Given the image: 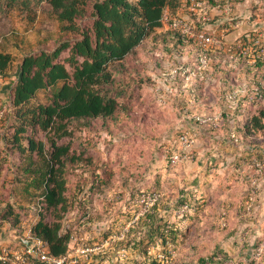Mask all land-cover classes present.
<instances>
[{
	"label": "rangeland",
	"instance_id": "rangeland-1",
	"mask_svg": "<svg viewBox=\"0 0 264 264\" xmlns=\"http://www.w3.org/2000/svg\"><path fill=\"white\" fill-rule=\"evenodd\" d=\"M235 3L238 23L225 35L222 44L226 41L234 45L237 38L243 43L245 36L248 39L244 43L248 47L245 54L252 57L257 51L256 46H261L257 56L263 54L264 0H236ZM26 9L33 21L27 19ZM48 10V5L40 0H0V39L18 32L28 36L32 43L38 37L50 47L62 43L64 40H56L61 34L60 24L48 16ZM77 23L90 28L92 18ZM68 35L65 39L71 43L79 36L76 31ZM10 47L17 56L11 73L0 82L5 90L4 96L0 97L2 107L11 104L10 86L16 78L17 58L21 54L18 47L14 48L12 44ZM159 47L157 45L158 51ZM240 49L235 46L228 53V59L239 67L244 63L253 64V59H240ZM69 55V49H65L59 59L70 69L66 61ZM206 79L207 83L195 90L199 103L195 102L193 93L194 78L179 85L174 83L175 86L162 81L164 91L159 89L161 86L155 89L134 86L129 97L118 96L112 88L110 94L112 92L111 95L119 99L121 106L124 103L128 107L125 112L123 107L117 112L123 128L111 124L110 119L106 122L93 119L90 126L69 122V133L61 138L38 128L28 131L36 139L45 141L46 147H49L50 137H54L56 144L69 145L70 154L97 160V172H104L99 187L88 180L77 188L75 181L81 177L75 171L80 173L81 169L68 170L67 190L80 191L84 205L74 206L66 219L71 222L74 233L82 232L84 225L92 246L106 249L108 264H115L116 255L118 264H264V214L252 213L254 202L248 211L251 203L248 195L252 188L249 177L256 173L253 159L264 155V149L247 150L240 142L231 141L226 134L231 124L227 128L222 123L217 129L199 128L191 121L187 123L189 119H182L185 112L197 113L198 107L200 112H205L207 106L209 112L223 108L218 87L217 90L212 88L220 85V77L209 70ZM237 80L243 81L241 76H237ZM47 96L46 91L39 92L35 100L47 101ZM254 96L255 93H251L252 110L257 105ZM186 103L180 113V105ZM3 117L0 118V145H4L5 135L16 129L12 119L3 120ZM106 123L112 125L113 130L108 131L104 127ZM181 128L198 129L194 157L171 166L165 153L175 147L177 130ZM261 140L264 141V137ZM14 152L8 154L5 162L0 161V207L7 200L22 201L12 166L22 155ZM110 171L111 175L107 176L106 172L110 174ZM255 191L257 195L258 188ZM153 192L159 193L154 205L148 199L147 203L142 201L141 194ZM184 204H187L185 209ZM148 205H151L149 210H144ZM89 216L91 220H88ZM46 220L50 221V216ZM4 222L0 218V240H6L12 234ZM221 223L226 224L222 226ZM157 224L163 232L161 236L153 232Z\"/></svg>",
	"mask_w": 264,
	"mask_h": 264
},
{
	"label": "trees",
	"instance_id": "trees-1",
	"mask_svg": "<svg viewBox=\"0 0 264 264\" xmlns=\"http://www.w3.org/2000/svg\"><path fill=\"white\" fill-rule=\"evenodd\" d=\"M40 1L48 5V16L59 22L61 34L56 40H64L62 43L50 47L39 37L32 43L28 36L18 32L0 39V78L11 73L17 56L12 53L10 45L18 47L21 53L17 58L16 78L9 85L11 110H5L3 117V120L12 119L16 129L5 135V143L0 145V154H5L0 155V161L8 160V154L15 153L14 150L22 155L21 160L12 163L14 180L20 185L22 201H5L0 207V218L4 223L20 228L21 218L29 213L35 214V211L30 212L32 207L42 208L38 213L39 220L33 226V235L43 239L53 254L60 255L66 251L71 234V230L64 229V221L71 215L74 206L84 205L80 191L67 190L68 170L81 169L80 173L75 171L81 177L75 181L77 188L88 180L99 187L100 177L104 173L97 172V160L70 154L68 144H56L54 137L61 138L69 133V122L90 126L93 119L105 122L110 119L111 124L123 128L122 118L117 112L122 107L125 112L128 107L124 103L121 106L119 99L109 91L115 88L112 91H117L118 96L129 97L134 86L155 89L162 87V81L173 86L176 85L174 83L182 84L184 78L178 74L169 81H164L163 75L166 69L180 63L188 70L195 71L193 93L196 103H199L196 87L207 83L209 70L220 77V85L212 86L218 89L220 104H224L227 90L243 82L256 86L264 99V53L257 56L261 46H256L257 51L252 57L239 54L240 59H253V64L244 63L239 67L228 59L231 52L220 47H209L208 69H197L199 47L194 45L192 39L184 42L178 29L165 27L164 24L166 14L170 17L178 13L176 0ZM210 1L214 4L224 3V0ZM232 2L234 12L230 20L234 23L239 16L235 14L236 0ZM25 11L27 19L33 21L30 11ZM88 17L92 18L90 28L78 25V20ZM72 31L78 32L79 36L71 43L65 38ZM243 39L245 42L248 40L245 36ZM157 45H160V51ZM65 49L70 51L66 57L70 69L59 59ZM237 76H241L243 81H236ZM44 91L48 93L47 101L35 100L38 93ZM251 93L256 91L249 90L239 97L233 117H229L230 112H223L221 123L226 128L230 124L234 126L238 142L245 149H264V141L261 140L264 137V102L257 101L252 110ZM187 104L180 105V113ZM208 108H205V112L210 111ZM195 110L200 112L201 108ZM104 127L108 131L113 130L109 123ZM32 128L47 134L53 132L49 147H46L45 141L36 139L28 132ZM226 134L229 137L228 132ZM106 174L110 176L111 171ZM10 181L14 182L12 179ZM48 216L50 221L46 220ZM88 220H91L90 216ZM154 228L155 234H163L160 225Z\"/></svg>",
	"mask_w": 264,
	"mask_h": 264
},
{
	"label": "built area",
	"instance_id": "built-area-1",
	"mask_svg": "<svg viewBox=\"0 0 264 264\" xmlns=\"http://www.w3.org/2000/svg\"><path fill=\"white\" fill-rule=\"evenodd\" d=\"M179 6V11L174 16H164V24L168 27L176 28L180 31L183 41L188 42L192 39L198 46V55L196 57V68L199 70L208 69V48L220 47L226 52H232L235 46L240 49V53L245 54L248 50L240 39H235L234 45L222 40H225V35L231 28L237 26V21L234 23L230 20V15L234 12L232 0H224L223 4H214L210 0H176ZM248 41V40H247ZM246 41V42H247ZM233 47V48H232ZM261 50H264L261 48ZM180 75L184 80L194 78L195 71L188 70L183 63L177 66L166 69L164 72V81L175 79L176 75ZM2 78H0L1 82ZM1 87V86H0ZM160 89V88H159ZM249 90L256 91L255 98L257 101L263 99V96L258 93V88L254 85L249 86L247 82L241 85H233L224 95V106L216 112H197L193 115L185 112L182 119H189L187 123H195L196 126L217 129L223 118V112H230L229 117H233L234 111L237 108L239 97L246 94ZM252 98V97H250ZM5 110H11L10 105L2 107L0 103V118L3 117ZM229 139L238 142V135L234 126L227 129ZM198 140V129L191 130L190 128H181L177 130L176 145L174 148L166 150L165 158L169 165L174 166L183 161H190L194 157V147ZM253 163L256 166V173L252 175L250 181L251 193L249 202L254 199L256 189L258 188V178L264 174V155L254 157ZM159 193H143L141 194L142 201L154 205L158 199ZM148 205L144 210H149ZM187 204L183 205V209ZM42 208L32 207L30 212L35 211L34 215L29 213L28 216L21 218L20 228L13 227L6 223L12 231V234L6 239L0 241V264H108V255L106 249L101 246L90 243V237L83 226V231L74 233L71 228V222L65 220L64 229L71 230L70 238L67 244V249L63 254L55 255L50 250L46 242L33 235V226L39 220V212ZM226 223H221L224 226ZM18 232V233H17ZM119 257L116 255L114 263L118 264Z\"/></svg>",
	"mask_w": 264,
	"mask_h": 264
},
{
	"label": "crops",
	"instance_id": "crops-1",
	"mask_svg": "<svg viewBox=\"0 0 264 264\" xmlns=\"http://www.w3.org/2000/svg\"><path fill=\"white\" fill-rule=\"evenodd\" d=\"M4 92L5 90L3 89V87H0V97L4 96ZM220 134V132H219ZM219 134H217L219 136ZM215 137V136H214ZM232 141V140H231ZM203 151V150H202ZM252 179V175L250 174L249 177V181H251ZM260 179V182L258 181V193L256 195V197H254V199L251 200V203L248 207V211H251V205L254 202V210L252 211L253 214H259V216H261L262 214H264V176H262ZM248 200H249V195H248ZM2 241V240H0Z\"/></svg>",
	"mask_w": 264,
	"mask_h": 264
}]
</instances>
